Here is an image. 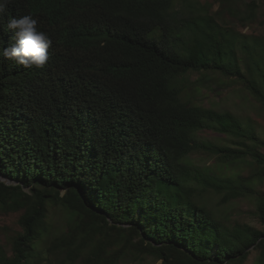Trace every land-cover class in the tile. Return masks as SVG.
Here are the masks:
<instances>
[{
	"label": "trees",
	"instance_id": "trees-1",
	"mask_svg": "<svg viewBox=\"0 0 264 264\" xmlns=\"http://www.w3.org/2000/svg\"><path fill=\"white\" fill-rule=\"evenodd\" d=\"M218 1L213 11L200 0H12L0 14L4 47L12 17L31 14L45 33L62 25L50 4L73 6L78 19L61 43L50 38L42 67L0 60V173L14 181H0V212L21 211L0 264H244L251 249L264 264V227L224 225L194 199L252 195L264 225V190L254 187L264 182V135L198 102L202 88L236 80L264 108V38L219 19L245 26L256 12ZM239 46L254 62L239 64ZM203 130L235 144L199 139ZM195 150L213 162L192 163ZM240 166L250 173L232 170ZM59 205L69 224L53 233L48 213Z\"/></svg>",
	"mask_w": 264,
	"mask_h": 264
},
{
	"label": "rangeland",
	"instance_id": "rangeland-1",
	"mask_svg": "<svg viewBox=\"0 0 264 264\" xmlns=\"http://www.w3.org/2000/svg\"><path fill=\"white\" fill-rule=\"evenodd\" d=\"M201 2H213L212 10H221L222 2L218 0H200ZM236 13L243 15L246 13L256 12L255 20L245 26L240 25L235 15H222L219 19L227 25L232 26L240 35H247L251 39L253 36L264 38V0H238L236 5ZM242 41L239 37L238 44ZM235 47L241 55V66L254 62L245 48ZM264 71V67H263ZM200 73H192L189 75L190 80L197 79ZM240 81L227 80L225 85H216L214 89L202 88L199 93L198 102L206 107L213 106L220 110H229L242 118L244 122L251 123L256 133L264 135V108L256 101L251 94L242 87ZM199 139L209 140L216 144H227L234 146L235 140L231 137H225L215 134L210 130L199 131L197 134ZM264 152V147L261 148ZM192 163L196 165H209L213 162V156L201 150H195L191 154ZM242 168L244 176L250 173L248 167H234L232 170ZM232 172L231 170H229ZM228 171V172H229ZM255 190L263 191L264 182H257L254 185ZM27 189V188H26ZM194 199L204 205L212 214L222 220L224 225L229 227L235 225H248L255 229H263L264 225L259 221L257 212V198L250 195L240 196L228 202L222 201V195H219L211 190L200 191L194 194ZM21 211L3 213L0 212V245L10 254V244L13 235L20 230L18 218ZM47 223L53 233L65 231L69 224V216L67 212L59 205L58 207H50ZM259 251L251 249L246 262L244 264H256ZM43 264H56L55 259L49 257ZM160 261H155L152 257L145 260L125 259L120 264H159Z\"/></svg>",
	"mask_w": 264,
	"mask_h": 264
},
{
	"label": "clouds",
	"instance_id": "clouds-1",
	"mask_svg": "<svg viewBox=\"0 0 264 264\" xmlns=\"http://www.w3.org/2000/svg\"><path fill=\"white\" fill-rule=\"evenodd\" d=\"M12 0H0V14L6 13L7 6ZM55 14L62 20V25L56 33H45L37 27L38 20L31 14L19 18L12 17L7 21V29L14 30V42L3 46L0 38V60H12L24 68L42 67L48 60V49L52 38L56 45L66 32L77 25L75 9L71 5L60 7V4H50Z\"/></svg>",
	"mask_w": 264,
	"mask_h": 264
},
{
	"label": "water",
	"instance_id": "water-1",
	"mask_svg": "<svg viewBox=\"0 0 264 264\" xmlns=\"http://www.w3.org/2000/svg\"><path fill=\"white\" fill-rule=\"evenodd\" d=\"M0 181L5 182L6 184H12L14 181L4 176L2 173H0Z\"/></svg>",
	"mask_w": 264,
	"mask_h": 264
}]
</instances>
